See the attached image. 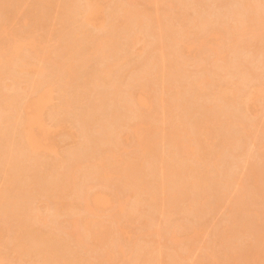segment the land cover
<instances>
[{
	"label": "rangeland",
	"instance_id": "obj_1",
	"mask_svg": "<svg viewBox=\"0 0 264 264\" xmlns=\"http://www.w3.org/2000/svg\"><path fill=\"white\" fill-rule=\"evenodd\" d=\"M47 1L0 0V25L2 24L0 29L3 32L6 28L7 31L6 34L5 32H3L4 34L0 33V35L2 34L0 47L5 46V50L8 51L6 54L9 55L0 57L7 58L4 59L5 61H0L1 264H140L141 261V264H153V260L156 264L159 262L163 264H228L229 259V264H244V260H252L248 261L250 264H264V236L261 237L264 235V0H97L101 9L93 18L99 14L103 18L102 24H99V16L91 23L81 17L85 6L87 7L86 2L89 3L90 0ZM96 3L95 5H97ZM120 6L125 7L123 9ZM126 8L130 10V13ZM139 11L142 12L137 15L135 12ZM123 14H127V16ZM156 14L159 16L157 20H155ZM138 17L142 18L138 19ZM259 17L262 18V21ZM137 22L140 24L138 25ZM120 25L124 26L120 27ZM158 33L161 38L157 36ZM104 35L110 36L108 42H113L108 44ZM134 37H139V40L137 38L136 41L133 40ZM179 38L181 41L178 40ZM31 39H33L31 45H28L27 42L30 43ZM100 39H105L106 45L104 44L105 46L102 47L104 51L95 47L96 44V46L99 45ZM172 40L173 42H171ZM159 41L162 49H160ZM10 44L12 49L17 46L16 52L12 49L8 50ZM185 44H189V47H185ZM44 54H47L49 58ZM3 61L8 66L4 65ZM8 62L11 64L9 65ZM58 62H61L60 66L56 65L59 64ZM65 62L70 64L71 69H69L72 71V77L69 75L70 73L67 74L69 69L68 66H66L67 68L64 66L68 65ZM23 64H27L29 68H25L27 66H23ZM107 66H109V72L104 68L107 69ZM20 68L24 69H21L23 72L20 71ZM8 77L9 79H7ZM41 82H44L43 85ZM45 82L51 84L48 83L47 87H44ZM114 88H117L115 97L112 96ZM41 89L45 90L44 92L47 94L43 93ZM225 89L226 92L231 90V93L224 92ZM37 91L47 96L43 108L40 105L42 111H36V113L41 111L39 115L42 121L39 126L41 128L44 126V132L35 125L39 124L40 119L39 122L35 119L38 123L34 121L32 129L34 128V132L38 130L36 134L42 132V138H38L36 135L40 149L38 148V152L37 150L31 152L25 147L22 132L18 127L23 121H20L22 113H24L21 110L22 106L24 107V104L27 106V99L30 100V95L34 93L33 96H35ZM141 92L144 93L147 100L145 98L142 100ZM2 93L4 94L2 95ZM136 93L142 95L137 96L136 99L142 106L135 104L137 101L133 97ZM220 94H228V97L225 95V97H221ZM247 94L248 96H246ZM8 97L10 98L8 99ZM35 97L31 95V99ZM12 98L14 99L12 100ZM67 98L68 100H66ZM140 100L148 102L144 105ZM61 102L63 103L61 104ZM2 104L7 106L4 108ZM29 110L31 111V109ZM37 116L36 118H39ZM210 116L213 117V121ZM18 118L19 120H17ZM142 121L150 126H147L149 129ZM133 122L134 124L137 122L136 127L142 124L145 128L140 126L134 131L131 129ZM171 122L174 123L170 125ZM191 122H194L193 125L198 126V129H194L197 127L193 126ZM179 125L183 128H180ZM169 129L170 131L174 130L173 133L176 135L174 134L173 137L176 138L182 136L185 131L184 139L189 131L188 136L190 135L189 137L192 138L191 145L193 147L195 145L196 152L191 149L193 147H190L189 143L187 146L186 141L182 140L183 143L180 138V143L176 139L177 143L175 141L172 143L171 138L173 139V137H171L172 133L169 132ZM176 129L183 130H180L181 134H179ZM199 129L202 130L199 132ZM204 130H207L206 135L201 133H205ZM190 131L195 133V136L197 135L198 141L194 140L196 137L191 136ZM168 133L171 134L168 136L170 138L167 137ZM125 134L127 137H124ZM189 137L186 140L190 139ZM205 137L208 139L205 140ZM120 138L123 139L119 140ZM223 139L225 140L223 141ZM150 140L156 143L150 142ZM144 142L150 144L147 145L149 147L144 148ZM188 148L192 151L187 150ZM177 149L180 150V153L182 151L181 155L185 159L181 160L180 156L178 158ZM115 151L120 154L117 155L114 153ZM161 151H163L162 154ZM187 151H190L191 154ZM198 151L200 153H197ZM99 154L101 156L105 154V156L103 155L104 157L101 158ZM109 154L110 157L117 155V160L121 159L120 162L116 161V158L113 160V157L110 160L107 159L106 156L108 157ZM4 155L5 157H3ZM217 155L218 158H213ZM28 156L29 158H27ZM188 156L192 160H199V162L193 161V164L190 161V164L187 163L188 159L191 160L190 157L187 158ZM61 157H65L64 160ZM199 157H202L204 165H201L203 162H200L201 158ZM126 161L129 165L124 173L121 167H124ZM175 162L176 164L181 163V165L185 163L186 167L179 168L180 164L173 166L176 169L184 170V172L183 168L187 169L185 175H187L189 183L183 185L184 189H181V184L188 182V179L186 181L185 177L181 175L183 173L179 170L176 172L174 169L172 170V165ZM212 162L219 165H214ZM205 163L210 164L209 170ZM68 165L69 168L73 166L70 168L72 175L70 172L67 173ZM116 165L117 168L114 170ZM7 167H10L8 169L12 168L11 170L14 172L8 170ZM111 168L115 173L111 174ZM190 168H193L191 169L193 171ZM93 169H96L95 172ZM120 170L121 172H119ZM207 170L210 173L212 171L208 179L206 177L209 173ZM105 171L107 172L104 173ZM165 172L169 175H166ZM171 172H175L180 177L177 178L175 173ZM120 173L122 176L124 174L129 176L127 182L131 176V182L127 183L126 179L122 180L123 177ZM204 173L206 181L202 177ZM104 174L107 178L106 181H104ZM119 174L120 176H118ZM171 174L175 176V179L170 177ZM255 174L259 180L255 178ZM68 175H71L70 179L72 176L76 179L74 178V182L72 179H68L71 184L63 185L64 182L66 183ZM196 175L201 177L202 181L201 178H198L200 181L197 182ZM211 175L214 176V181L211 179ZM189 176L195 178L196 183ZM181 177L185 179L184 182ZM162 178L165 181H161ZM117 179L119 180L117 181ZM255 179L259 182V187ZM4 181L5 183H3ZM171 182L172 184H169ZM254 182L257 186L254 185ZM122 183L123 186H121ZM178 183L180 185H177ZM4 184L6 185L4 186ZM158 184H164V187ZM198 184H202V188ZM70 185H73L71 189ZM256 188H259V191ZM3 189L4 191H2ZM181 190L184 192H180ZM87 192L88 196H85ZM95 192L96 194H94ZM178 192L181 193L179 197L183 196L184 198L177 197ZM97 194L101 195L102 199ZM17 195L24 199L22 200ZM147 195H150L149 198ZM90 196L94 198L93 201L96 200V203L89 199ZM84 197L85 200H88L87 204L84 202ZM3 198L8 203L5 204ZM153 198L159 204L156 201L152 202ZM69 200L71 201L69 202ZM88 202L91 204L89 205ZM95 204L97 205L94 208ZM189 204L192 206L189 207ZM88 205H92L90 208L94 209L90 211ZM127 206L130 207L128 210ZM129 211L131 212L129 213ZM99 218L106 220H102V225L108 223L105 228H109L103 229V225L102 230L106 232L104 235L107 236H103L106 239L102 238L101 241H98L96 235L102 231L92 234V231H96L100 227L98 225H101ZM95 223L97 228L94 229ZM239 225H242L244 231L246 230L244 233L240 230L241 226ZM122 228L126 231L124 232ZM194 228L198 231L194 232ZM34 229L36 233L33 231ZM233 232L234 234H232ZM170 233H176L177 237L173 235L174 238H172ZM190 233H195V235ZM24 234L28 238L32 237L28 239ZM19 235L23 238L18 237ZM94 236L97 239H94ZM107 237H111L112 241H107ZM34 240L35 244H32ZM18 241L21 243V250L18 247L13 248L18 245ZM113 241L115 242L113 243ZM114 244L116 245L114 246ZM254 246L257 247V250L254 249ZM15 249L19 251L17 252ZM251 250L258 253L254 254L253 252L255 255L253 256ZM62 260L64 261L60 262Z\"/></svg>",
	"mask_w": 264,
	"mask_h": 264
},
{
	"label": "bare ground",
	"instance_id": "obj_2",
	"mask_svg": "<svg viewBox=\"0 0 264 264\" xmlns=\"http://www.w3.org/2000/svg\"><path fill=\"white\" fill-rule=\"evenodd\" d=\"M48 1H49V0H48ZM48 1H47V2H48ZM50 1H51V0H50ZM87 1H89V0H87ZM90 1H91V2H90ZM90 1H89V3L86 2L87 7L85 6V10L81 13V14H82L81 17H83V19H84L85 21H87V22L89 21V22L91 23V22H93V21L95 20V18H96V20H97L99 14H98V16L95 17V18H93V16H95V14L97 13V11L101 9V6L98 5L97 0H95L97 3L94 1L97 5H95L94 2L92 3L93 0H90ZM54 2H55V0H54ZM57 3H58V1H57ZM128 3H129V2H128ZM47 4H48V3H47ZM52 4H53V3H52ZM54 4H55V3H54ZM54 4H53V5H54ZM72 4H73V3H72ZM72 4H71V6H73ZM49 5L52 6L51 4H49ZM57 5H58V4H57ZM57 5H56V6H57ZM84 5H85V4H84ZM84 5H83V6H84ZM168 5H169V4H168ZM99 6H100V7H99ZM169 6H170V5H169ZM57 7H58V6H57ZM69 7H70V6H69ZM121 7H122V6H120V8H121ZM124 7H125V6H124ZM124 7H122V8L124 9ZM95 8H96V9H95ZM97 8H98V9H97ZM120 8H119V11H120ZM51 9H52V8H51ZM70 9H71V8H70ZM75 9H77V8H75ZM126 9H127V8H126ZM95 10H96V12H95ZM127 10H128V12L130 13V10H129V9H127ZM135 10L137 11V9H135ZM141 10H142V9H141ZM74 11H75V10H74ZM93 11H94V12H93ZM125 11H126V10H125ZM131 11H132V10H131ZM75 12H76V11H75ZM78 12H79V11H78ZM132 12H133V11H132ZM132 12H131V14H132ZM141 12H142V11H141ZM141 12L139 11V12H135V13H136V14H137V13H138V14H141ZM144 12H146V11L144 10ZM67 14H68V13H67ZM81 14H80V15H81ZM101 14H102V13H101ZM127 14H128V13H127ZM127 14H126V15L123 14V15L127 16ZM138 14H137V15H138ZM165 14H166V13H165ZM106 15H107V14H106ZM145 15H148V14H145ZM150 15H151V14H150ZM153 15H154V14H153ZM153 15H152V16H153ZM133 16H134V15H133ZM156 16H157V14H156ZM50 17H51V16H50ZM52 17H53V16H52ZM68 17H70V16H68ZM74 17H75V16H74ZM77 17H78V15H77ZM107 17H108V16H107ZM129 17H130V16H129ZM150 17H151V16H150ZM150 17H149V18H150ZM154 17H155V16H154ZM255 17H256V16H255ZM141 18H142V17H141ZM141 18L138 17V19H141ZM260 18H261V17H259V19H260ZM93 19H94V20H93ZM98 19H100V20H98V21L100 22L99 24H102L101 22H102V19H103V18L99 16ZM127 19H128V18H127ZM130 19H131V18H130ZM138 19H137V20H138ZM146 19H147V18H146ZM157 19H159V16L155 17V20H157ZM73 20H74V19H73ZM81 20H82V19H81ZM90 20H91V21H90ZM142 20H144V19H142ZM150 20H151V18H150ZM131 21H132V20H131ZM134 21H135V20H134ZM134 21H133V22H134ZM146 21H147V20H146ZM256 21H257V18H256ZM258 21H260V20H258ZM261 21H262V18H261ZM89 22H88V23H89ZM104 22H105V16H104ZM104 22H103V23H104ZM144 22H145V20H144ZM155 22H156V21H155ZM159 22H160V20H159ZM159 22H158V23H159ZM137 23H138V25L140 24L139 22H137ZM156 23H157V22H156ZM121 24H122V23H121ZM123 24H124V23H123ZM160 24H161V23H160ZM257 24H259V23H257ZM1 25H2V24H1ZM1 25H0V27H2ZM125 25H126V24H125ZM262 25H263V22H262ZM262 25H261V26H262ZM53 26H54V25H53ZM122 26H124V25H122ZM122 26L120 25V27H122ZM157 26H158V25H157ZM164 26H165V25H164ZM259 26H260V25H259ZM5 27H6V26H5ZM5 27H4V28H5ZM140 27H141V26H140ZM160 27H161V26H160ZM162 27H163V25H162ZM168 27H169V25H168ZM51 28H52V26H51ZM117 28H118V26H117ZM163 28H164V27H163ZM123 29H124V28H123ZM125 29H126V28H125ZM140 29H141V28H140ZM188 29H189V28H188ZM0 30H1V31H0V33H1V32H2V29H0ZM49 30H50V29H49ZM163 30H164V29H163ZM175 30H176V29H175ZM60 31H61V30H60ZM159 31L161 32L162 30H159ZM3 32H5V34L7 33L6 28H5V30H3ZM3 32H2V33H3ZM48 32H50V31H48ZM48 32H47V33H48ZM160 32H159V33H160ZM164 32H165V31H164ZM53 33H54V32H53ZM109 33H110V32H109ZM134 33H135V32H134ZM159 33L157 34V36H159ZM216 33H217V32H216ZM3 34H4V33H3ZM80 34H81V32H80ZM210 34H211V33H210ZM213 34H214V33H213ZM1 35H2V34H1ZM1 35H0V36H1ZM53 35H54V34H53ZM77 35H78V34H77ZM107 35H108V33H107ZM169 35H171V34H169ZM16 36H17V35H16ZM20 36H21V35H20ZM24 36H25V35H24ZM58 36H59V35H58ZM58 36H57V37H58ZM78 36H79V35H78ZM104 36H106V35H104ZM135 36H136V35H135ZM160 36H161V35H160ZM160 36H159V37H160ZM184 36H185V35H184ZM186 36H187V35H186ZM21 37H23V36H21ZM21 37H19V38H21ZM46 37H47V35H46ZM99 37H100V36H99ZM99 37H97V38L99 39ZM109 37H110V36H109ZM109 37H107V36L104 37V38H106V41H107V42H108V38H109ZM129 37H130V36H129ZM171 37H172V36H171ZM17 38H18V36H17ZM75 38H77V37L75 36ZM97 38H96V39H97ZM101 38H102V37H101ZM114 38H115V37H114ZM136 38H137V37H134L133 40L136 41ZM138 38H139V37H138ZM138 38H137V39H138ZM160 38H161V37H160ZM198 38H199V37H198ZM198 38H197V39H198ZM98 39H97V40H98ZM130 39H131V38H130ZM155 39H156V38H155ZM173 39H174V38H173ZM176 39H177V38H176ZM32 40H33V39H31L30 43H29V41H28L27 44H28V45H31ZM97 40H95V41H97ZM100 40H101V39H100ZM138 40H139V39H138ZM157 40H158V39H157ZM160 40H161V39H160ZM178 40L181 41L180 38H179ZM178 40H177V41H178ZM182 40H183V42H184L185 39L183 38ZM201 40H202V39H200V41H201ZM6 41H8V40H6ZM130 41H131V40H130ZM168 41H169V40H168ZM196 41H197V40H196ZM202 41H203V40H202ZM93 42H94V41H93ZM111 42H113V41H111ZM111 42L109 41L108 44H109V43L111 44ZM171 42H173V40H172ZM96 43H97V42H96ZM100 43H101V44H100ZM102 43H103V44H102ZM176 43H177V42H176ZM181 43H182V42H181ZM187 43H188V42H187ZM98 44H99V45L96 46V45H97V44H96L95 47H97V49H101V50L103 49V51H104V48H102V47H104V46L106 45V44H105V39L101 40ZM104 44H105V45H104ZM154 44H155V43H154ZM163 44H164V43H163ZM167 44H168V43H167ZM170 44H171V43H170ZM172 44H173V43H172ZM1 45H2V44H1ZM157 45H158V44H157ZM157 45H156V47H159V46H160V41H159V46H157ZM161 45H162V44H161ZM165 45H166V44H165ZM183 45H184V44H183ZM6 46H7V44H6ZM56 46H57V45H56ZM93 46H94V45H93ZM162 46H164V45H162ZM187 46L189 47V44H185V47H187ZM1 47H2V46H1ZM1 47H0V49H2V50H1L2 52L0 51V57H3V55H4V56L7 55L6 53H7L8 51L5 50V48H6L5 46L2 47V48H1ZM106 47H107V46H106ZM160 47H161V46H160ZM182 47H184V46H182ZM182 47H181V48H182ZM3 48H4V50H5L6 52L3 50ZM9 48H10V49H8V50L10 51V50L12 49L11 44H10V47H9ZM16 48H17V46H15L12 50H14V51L16 52V50H17ZM90 48H91V47H90ZM92 48H93V47H92ZM15 49H16V50H15ZM61 49H62V48H61ZM64 49H65V48H64ZM108 49H109V48H108ZM110 49H111V48H110ZM157 49H158V48H157ZM160 49H162V47H161ZM182 49H183V48H182ZM42 50H43V49H42ZM89 50H90V49H89ZM92 50H93V49H92ZM94 50H95V49H94ZM179 50L181 51L180 48H179ZM54 51H55V50H54ZM66 51H67V50H66ZM103 51H102V52H103ZM111 51H112V50H111ZM159 51H160V50H159ZM161 51H162V50H161ZM4 52H5V53H4ZM48 52H50V51H48ZM48 52H47V54H49ZM55 52H57V51H55ZM82 52H83V51H82ZM93 52H94V51H93ZM97 52H99V51H97ZM69 53H70V51H69ZM100 53H101V52H100ZM162 53H163V52H162ZM13 54H14V52H13ZM13 54H11V55H13ZM47 54H44V56L47 57V56H48ZM54 54H55V53H54ZM86 54H87V53H86ZM103 54H105V53L103 52ZM1 55H2V56H1ZM160 55H162V54H160ZM7 56H9V55H7ZM39 56H40V55H39ZM162 56H163V55H162ZM10 57H11V56H10ZM42 57H43V53H42ZM43 58H44V57H43ZM48 58H49V56H48ZM48 58H47V59H48ZM52 58H53V56H52ZM52 58H51V59H52ZM83 58H85V57H83ZM159 58H160V57H159ZM162 58H163V57H162ZM4 59H7V58H0V61H2V60H4ZM39 59H40V57H39ZM41 59H42V58H41ZM53 59H54V58H53ZM117 59H118V58H117ZM8 60H9V58H8ZM80 60H81V59H80ZM119 60H120V59H119ZM123 60H124V59H123ZM4 61H5V60H4ZM4 61H3V62H4ZM42 61H43V60H42ZM42 61H41V62H42ZM72 61H73V60H72ZM116 61H117V60H116ZM158 61H159V60H158ZM162 61H163V60H162ZM3 62H2V63H3ZM10 62H11V61H10ZM48 62H50V61H48ZM56 62H57V61H56ZM67 62H69V61H67ZM113 62H115V61H113ZM121 62H122V61H121ZM0 63H1V62H0ZM23 63H25V62H23ZM52 63H53V62H52ZM58 63H59V64H56V65H59V66H60V63H61V62H58ZM65 63H66V62H65ZM5 64H6V62H4V65H5ZM8 64H9V62H8ZM10 64H11V63H10ZM10 64H9V65H10ZM28 64H29V63H28ZM62 64H63V63H62ZM66 64H68V63H66ZM71 64H72V63H71ZM73 64H74V63H73ZM108 64H109V63H108ZM114 64H115V63H114ZM114 64H113V65H114ZM116 64H117V63H116ZM1 65H3V64H1ZM6 65H7V64H6ZM24 65H25V64H23V66H24ZM106 65H107V64H106ZM109 65H110V64H109ZM113 65H112V67H114ZM7 66H8V65H7ZM23 66H21V67H23ZM25 66H27V67H25V68H29L27 64H26ZM29 66L31 67V65H29ZM33 66H34V65H33ZM59 66H58V67H59ZM64 66H65V67L68 66V69H69V68L71 69L70 64H68V65H64ZM162 66H163V64H162ZM34 67H41V66H38V65H37V66H34ZM42 67H43V66H42ZM61 67H62V66H61ZM72 67H73V66H72ZM107 67H108L107 69H106V67H104L105 70H108V69H109V66H107ZM112 67H111V68H112ZM4 68H5V67H4ZM18 68H19V66H18ZM23 68H24V67H23ZM25 68H24V69H25ZM31 68H32V67H31ZM62 68H63V67H62ZM62 68H61V69H62ZM66 68H67V67H66ZM160 68L164 69L163 67H160ZM8 69H9V68H8ZM21 69H22V68H20V71L24 70V69H22V70H21ZM37 69H39V68H37ZM41 69H42V68H41ZM43 69H44V67H43ZM59 69H60V68H59ZM61 69H60V70H61ZM64 69H65V68H64ZM70 69H69L68 72H67L66 69H65V71L67 72V74L70 73L69 75L72 74V71H71ZM102 69H103V68H102ZM3 70H4V69H3ZM9 70H10V69H9ZM27 70H28V69H27ZM103 70H104V69H103ZM103 70H102V71H103ZM17 71H18V69H17ZM36 71H37V70H36ZM62 71H64V70H62ZM70 71H71V72H70ZM7 72H8V71H7ZM22 72H23V71H22ZM40 72H41V71H40ZM58 72H59V71H58ZM60 72H61V71H60ZM73 72H74V71H73ZM105 72H106V71H105ZM107 72H109V70H108ZM110 72H111V70H110ZM158 72L160 73V71H158ZM96 73H98V72H96ZM102 73H103V74H107V73H104V72H102ZM5 74H6V73H5ZM59 74H60V73H59ZM103 74H102V75H103ZM108 74H109V73H108ZM0 75H1V74H0ZM6 75H7V74H6ZM9 75H11V74H9ZM64 75H65V74H64ZM95 75H96V74H95ZM109 75H110V74H109ZM11 76H12V75H11ZM61 76H63V75H61ZM105 76L107 77V75H105ZM9 77H10V76H9ZM9 77H8L7 79H9ZM65 77H66V75H65ZM68 77H69V76H68ZM68 77H67V78H68ZM71 77H72V75H71ZM103 77H104V76H103ZM106 77H105V78H106ZM0 78H1V77H0ZM5 78H6V77H5ZM11 78H12V77H11ZM14 78H15V77H14ZM62 78H63V77H62ZM69 79H70V78H69ZM96 79H97V78H96ZM65 80H67V79H65ZM71 80H72V79H71ZM42 81H43V80H42ZM49 81H51V80H49ZM5 82H7V81L5 80ZM11 82H12V81H11ZM15 82H16V80H15ZM17 82H18V81H17ZM51 82H52V81H51ZM69 82H70V80H69ZM72 82H73V81H72ZM83 82H85V81H83ZM86 82H87V80H86ZM88 82H89V80H88ZM98 82H99V80H98L96 83L98 84ZM13 83H14V82H13ZM41 83H42V82H41ZM43 83H44V82H43ZM43 83H42L41 85H43ZM48 83L51 84L50 82H48ZM48 83L45 82V85H46V86L44 85V87H47V84H48ZM53 83H54V82H53ZM64 83H66V82H64ZM5 84H6V83H5ZM36 84H37V83H36ZM66 84H67V83H66ZM11 85H12V83H11ZM37 85H38V84H37ZM79 85H80V84H79ZM82 85H83V84H82ZM88 85H89V84H88ZM115 85H116V84H115ZM115 85H114V86H115ZM226 85H227V84H226ZM226 85H225V86H226ZM8 86H9V84H8ZM34 86H35V85H34ZM53 86H54V85H53ZM64 86H65V85H64ZM67 86H68V85H67ZM223 86H224V85H223ZM11 87H12V86H11ZM37 87H40V86H37ZM50 87H51V85L49 86V88H50ZM62 87H63V86H62ZM79 87H80V86H79ZM40 88H41V87H40ZM86 88H87V87H86ZM220 88H222V87H220ZM227 88H228V87H227ZM227 88H226V89H227ZM229 88H230V87H229ZM37 89H38V88H37ZM37 89H36V90H37ZM43 89H45V88H43ZM43 89H41V90H43ZM82 89H83V88H82ZM116 89H117V88H116ZM116 89L114 88L115 91L112 92V93H113L112 96H114V94L116 93ZM131 89H132V88H131ZM218 89H219V88H218ZM226 89H225L224 92H226ZM2 90H3V89H2ZM220 90H224V89H220ZM29 91H30V90H29ZM29 91H28V92H29ZM44 91H45V90H43L42 92L45 93ZM47 91H48V90H47ZM128 91H130V90H128ZM132 91H133V90H132ZM217 91H218V90H217ZM38 92H39V93H38ZM42 92H41V94H40V91H37V94L35 95L36 97L33 96L34 93L31 94L32 97H35V98H33V99H31V95H30V100H29V98L27 97V98H28V99H27V106L24 104V107H25V108L22 106L23 104L21 105L22 108H23V109H21V110H22L24 113H22L23 116H22L21 118H20V117H19V118H20V121L23 120V121H22L23 124H22V122H21V125H20V127H18V128H20V131L22 132L21 134L23 135L22 137H23V139H24L23 141L25 142V145H26L25 147H26L29 151H31V152H36V150H37V152H38V148L40 147L39 140L36 138V135H38V138H42V132H39L40 134H39V133L36 134V132H37L38 130H37L36 132H34V131H33L34 128L32 129V127L34 126V124L39 122V119H40L39 124H38V125L35 124V125L39 127V128L37 127L39 130L41 129L40 131H43V132H44V126H42V124H41L42 128L39 126L40 123H41V121H42L41 116L39 115V114H41V113H39V112L42 111V109L40 108V105H41V107L44 105V103H45L44 100H46L45 97H47V96H44V94H42ZM218 92H219V91H218ZM224 92H223V93H224ZM29 93H30V92H29ZM133 93H134V91H133ZM139 93H140V92H139ZM139 93H138V95H137V93H136V95L134 94V96H135V97H133L134 100H136L139 96H142V95L144 94L143 92H141L142 95L139 94ZM216 93H217V92H216ZM220 93H221V92H220ZM226 93H229V94H230V93H231V90L228 91V92H226ZM3 94H4V93H2V95H3ZM38 94H39V95H38ZM45 94H47V92H46ZM128 94H130V93L128 92ZM128 94H125V95H128ZM218 94H219V93H218ZM48 95H49V93H48ZM174 95H176V94H174ZM220 95H221V94H220ZM220 95H219V96H220ZM224 95L228 97V94H222L221 97L224 96ZM249 95H250V94H249ZM132 96H133V94H132ZM137 96H138V97H137ZM225 96H224V97H225ZM229 96H231V95H229ZM246 96H248V94H247ZM12 97H13V96H12ZM114 97H115V96H114ZM129 97H131V94H130ZM216 97H217V96H216ZM224 97H223V99H226V98H224ZM1 98H2V97H1ZM9 98H10V97H8V99H9ZM125 98H126V97H125ZM127 98H128V97H127ZM141 98H142V100H143V98H145V95H143ZM219 98H220V97H219ZM3 99H4V98H3ZM8 99H7V100H8ZM13 99H14V98H12V100H13ZM25 99H26V98H25ZM129 99H130V98H129ZM131 99H132V98H131ZM145 99H146V98H145ZM229 99H230V98H229ZM232 99H233V97H232ZM15 100H16V99H15ZM66 100H68V98H67ZM134 100H133V101H134ZM142 100H140V102H141ZM146 100H147V99H146ZM146 100H144V102H141V103H144V105H145L146 102H148V101H146ZM4 101H6V100L4 99ZM25 101H26V100H25ZM43 101H44V102H43ZM130 101H131V100H130ZM136 101H137V102H135V104H138L139 101H138V100H136ZM170 101L172 102V100H170ZM175 101H176V99H175ZM223 101H224V100H223ZM8 102H13V101H8ZM63 102H64V101H63ZM63 102H61V104H62ZM66 102H67V101H66ZM66 102H65V103H66ZM2 103H5V102L2 101ZM67 103H68V102H67ZM67 103H66V104H67ZM129 103H130V102H129ZM183 103H184V102H183ZM6 104H7V103H6ZM6 104H4V105L2 104V106H4V108H5V107L7 106ZM8 104H10V103H8ZM66 104H64V105H66ZM131 104H132V103H131ZM148 104H149V103H148ZM171 104H172V103H171ZM175 104L177 105V102H175ZM10 105H11V104H10ZM12 105H13V104H12ZM15 105H16V104H15ZM68 105H69V103H68ZM138 105H139V104H138ZM172 105H173V104H172ZM176 105H174V106L176 107ZM8 106H9V105H8ZM139 106H142V105H139ZM139 106H138V107H139ZM10 107H11V106H10ZM26 107H27V108H26ZM60 107H61V106H60ZM133 107H135V106H133ZM169 107H170V106H169ZM169 107H168V108H169ZM181 107H182V106H181ZM7 108H8V107H7ZM7 108H6V109H7ZM20 108H21V107H20ZM42 108H43V107H42ZM62 108H63V106H62ZM62 108H61V109H62ZM128 108H129V107H128ZM135 108H136V107H135ZM166 108H167V107H166ZM166 108H165V109H166ZM170 108H171V107H170ZM183 108H184V107H183ZM26 109H28V110H26ZM29 109H31V111H30ZM65 109H66V108H65ZM136 109H137V108H136ZM209 109H210V108H209ZM4 110H5V109H4ZM21 110H20V112H21ZM24 110H26V111H28V112H26V111H24ZM37 110H41V111H38V112L36 113ZM130 110H132V109L130 108ZM202 110H203V109H202ZM33 111H34V112H33ZM136 111H137V110H136ZM166 111H167V109H166ZM168 111H169V110H168ZM20 112H19V113H20ZM133 112H134V111H133ZM214 112H215V111H214ZM167 113H169V112H167ZM175 113H176V112H175ZM22 114H21V115H22ZM35 114H36V115H35ZM137 114H138V113H137ZM137 114H136V117H137ZM37 115H38V116H37ZM134 115H135V113H134ZM207 115H208V114H207ZM19 116H20V115H19ZM36 116L39 117V118H36ZM175 116H176V115H175ZM213 116H214V115H213ZM172 117H173V116H172ZM210 117H211V116H210ZM214 117H215V116H214ZM19 118H18L17 120H19ZM173 118H174V117H173ZM181 118H182V117H181ZM212 118H213V117H211L210 119H212ZM35 119H37L38 122H37ZM210 119H209V120H210ZM216 119H217V118H216ZM140 120H141V119H140ZM140 120H139V121H140ZM191 120H192V119H191ZM194 120H195V119H194ZM198 120H199V118H198ZM203 120H204V119H203ZM214 120H215V118H214ZM34 121H35V123H34ZM135 121H136V120H135ZM135 121H134V122H135ZM173 121H174V120H173ZM178 121H179V120H178ZM195 121H196V120H195ZM212 121H213V119H212ZM216 121H218V120H216ZM216 121H215V122H216ZM17 122H18V121H17ZM57 122H59V121H57ZM134 122H133V124H132V125H133V128H132V125H131V129H133V130H134V129L136 130L137 127L144 126V125H142V124H139L140 126L137 125V127H136L137 122H136L135 124H134ZM140 122H141V121H140ZM175 122L178 123L177 121H175ZM179 122H180V121H179ZM186 122H187V121H186ZM142 123H144V122L142 121ZM172 123H174V122H171V123H169V124L171 125ZM191 123H192V122H191ZM193 123H194V122H193ZM193 123H192V125H193ZM201 123H202V122H201ZM144 124H145V123H144ZM196 124H198V123H196ZM32 125H33V126H32ZM176 125H177V124H176ZM190 125H191V124H189V126H190ZM192 125H191V126H192ZM204 125H205V124H204ZM128 126H129V125H128ZM134 126H135V127H134ZM145 126H146V128H147L148 125L145 124ZM145 126H144V128H145ZM172 126H175V125H172ZM172 126H170V127H172ZM193 126H195V125H193ZM200 126H201V125H200ZM200 126H199V127H200ZM21 127H22V129H21ZM148 127H150V126H148ZM179 127H180V125H179ZM195 127H197V128H194V129H198V126H195ZM120 128H121V126H120ZM152 128H153V127H152ZM174 128H175V127H174ZM176 128H177V127H176ZM180 128H183V127L181 126ZM200 128H201V127H200ZM116 129H118V128H116ZM147 129H149V128H147ZM147 129H146V131H147ZM172 129H173V128H172ZM203 129H204V127H203ZM206 129H207V128H206ZM135 130H134V131H135ZM143 130H144V129H143ZM156 130H157V129H156ZM166 130H167V129H166ZM180 130H181V129H180ZM180 130L176 129V131H179V134H181V133H180ZM182 130H183V129H182ZM182 130H181V131H182ZM189 130H190V128H189ZM201 130H202V129H199L198 131L200 132ZM122 131H124V130H122ZM137 131H138V130H137ZM176 131H175V132H176ZM186 131H187V130H186ZM193 131H194V130H193ZM204 131H205V133H204V132H201V133H203V134L206 135V131H207V130H204ZM153 132H154V131H153ZM169 132L172 133V136H171V134L169 135V133H168V134H167V137H168V136L173 137V135L175 134V133H173L174 130H173V131H170V129H169ZM187 132H188V134H190L189 131H187ZM187 132H186V133H187ZM190 132H191V131H190ZM194 132H195V131H194ZM33 133L35 134V136H34ZM112 133H113V132H112ZM116 133H117V132H115V134H116ZM120 133H121V132H120ZM164 133H165V132H163V134H164ZM177 133H178V132H177ZM183 133H185V131H184ZM183 133H182V136H179V137H177V138H176V137H173V139L171 138V140L173 141L172 143H174L175 139L178 141V143H180V141H179V138H180L181 141H182V140H184V142L186 141L185 144H186L187 146L190 144L189 146L191 147V146H192L191 143H193L192 138H190V137H189L190 135L188 136V134H187V137H189L190 139L186 140L187 137L184 139V137H183ZM191 133H192V132H191ZM196 133H197V131H196ZM117 134H118V133H117ZM123 134H124V133H123ZM194 134H195V133H192L191 136H193ZM197 134L199 135V133H197ZM43 135H44V134H43ZM145 135H147V134H145ZM164 135H165V134H164ZM175 135H176V134H175ZM175 135H174V136H175ZM201 135H202V134H201ZM120 136H121V135H120ZM125 136H126V134L124 135V137H125ZM162 136H163V135H162ZM177 136H178V135H177ZM194 136H195V135H194ZM194 136H193V137H194ZM196 136H197V135H196ZM196 136H195V137H196ZM208 136H209V134H208ZM116 137H117V136H116ZM126 137H127V136H126ZM143 137H144V136H143ZM147 137H148V136H147ZM147 137H146V138H147ZM150 137H151V136H150ZM150 137H149V138H150ZM164 137H165V136H164ZM167 137H166V138H167ZM206 137H207V136H206ZM206 137H205V140L208 139V138L206 139ZM117 138H119V137H117ZM117 138H115V139H117ZM154 138H155V137H154ZM161 138H162V137H161ZM168 138H170V137H168ZM182 138H183V139H182ZM121 139H123V138H120L119 140H121ZM150 139H151V138H150ZM119 140H118V141H119ZM163 140H164V138H163ZM168 140H169V139H168ZM194 140H197V137L194 138ZM224 140H225V139H223V141H224ZM116 141H117V140H116ZM116 141H114V142H116ZM145 141H146V140H145ZM152 141H153V140H150V142H152ZM187 141H192V142H187ZM197 141H198V140H197ZM228 141H229V140H228ZM228 141H226V142H228ZM120 142H121V141H120ZM146 142H149V141H146ZM153 142H155V141H153ZM163 142H164V141H163ZM182 142H183V141H182ZM184 142H183V143H184ZM206 142H207V141H206ZM22 143H23V142H22ZM83 143H85V142H83ZM83 143H82V144H83ZM155 143H156V142H155ZM170 143H171V142H170ZM175 143H177V142L175 141ZM188 143H189V144H188ZM228 143H229V142H228ZM114 144H115V143H114ZM117 144H118V142H117ZM181 144H182V143H181ZM195 144H196V142H195ZM206 144H207V143H206ZM85 145H87V143H85ZM147 145H150V144H147V143L145 144V142H144V146H145L144 148H146ZM172 145H173V144H172ZM23 146H24V145H23ZM87 146H88V145H87ZM87 146H86V147H87ZM89 146H90V145H89ZM95 146H96V145H95ZM108 146H109V145H108ZM142 146H143V145H142ZM151 146H153V144H151ZM166 146H167V145H166ZM196 146H197V144H196ZM206 146H207V145H206ZM147 147H149V146H147ZM168 147H169V146H168ZM192 147H193V146H192ZM194 147H195V145H194ZM194 147L191 148V149H193V151H195V150H194ZM197 147H198V146H197ZM197 147H196V149H198ZM96 148H97V147H96ZM113 148H114V147H113ZM144 148H143V150H146V149H144ZM185 148H186V146H185ZM207 148H208V146H207ZM27 149H26V150H27ZM39 149H40V148H39ZM93 149H94V148H93ZM100 149H101V148H100ZM148 149H149V148H148ZM182 149H183V148H182ZM191 149L188 148L187 150H191ZM201 149H202V147H201ZM26 150H25V151H26ZM171 150H172V149H171ZM177 150H178V149H177ZM183 150H184V149H183ZM208 150H210V149H208ZM208 150H207V152H208ZM146 151H147V150H146ZM167 151H168V150H167ZM191 151H192V150H191ZM199 151H200V150H199ZM199 151H198L197 153H200ZM110 152H113V151H110ZM110 152H108V153H110ZM119 152H120V151H119ZM178 152H179L178 158H179V156H180V158H181V160H182V158H183L182 155H181V154H182V151H181V153H180V150H178ZM185 152H186V151H185ZM187 152H190V151H187ZM195 152H196V151H195ZM106 153H107V151H106ZM114 153H116L117 155L120 154V153H118L117 151H115ZM162 153H163V151H161V154H162ZM169 153H170V151H169ZM175 153H176V152H175ZM208 153H209V152H208ZM210 153H211V150H210ZM210 153H209V154H210ZM6 154H7V153H6ZM111 154H112V153H111ZM185 154H186V153H185ZM189 154H191V152H190ZM193 154H196V153L193 152ZM211 154H212V153H211ZM217 154H218V153H217ZM0 155H1V154H0ZM2 155H3V154H2ZM94 155H95V154H94ZM103 155L105 156V154H103ZM103 155H102V156H103ZM106 155H107V154H106ZM117 155H112V156L110 157V154H109L108 157L106 156V158L110 160V159H112V157H113V160H114V158H116V161H119V162H120L121 159L117 160V157H116ZM169 155H170V154H169ZM174 155H175V154H174ZM8 156H10V154H8ZM29 156H30V155H29ZM29 156H28L27 158H29ZM34 156H35V154H34ZM40 156H41V155H40ZM68 156H69V155H68ZM102 156L99 154V157L102 158ZM104 156H103V157H104ZM114 156H115V157H114ZM119 156H120V155H119ZM183 156H184V153H183ZM191 156H192V155H191ZM199 156H200V154H199ZM208 156H209V155H208ZM3 157H5V155H4ZM65 157H67V156H65ZM65 157H63V158H65ZM170 157H171V156H170ZM174 157H175V156H174ZM189 157H190V156H188L187 158H189ZM212 157H213V156H212ZM37 158H38V157H37ZM37 158H36V162H37V160H38ZM61 158H62V157H61ZM63 158H62V159H63ZM68 158H69V157H68ZM96 158H97V157H96ZM101 158L99 159V161L101 160ZM118 158H119V157H118ZM171 158H173V157H171ZM187 158H186V161L189 160L187 163H189L190 161H192L193 164H194L195 161L199 162V160H195V159L192 160L191 157H190L191 160H190V159L187 160ZM199 158H201V159H200V160H201L200 162H203V161H202V157H199ZM203 158H204V157H203ZM206 158H207V157H206ZM213 158H215V159L218 158V155H217V157H213ZM5 159H6V158H5ZM66 159H67V158H66ZM73 159H74V158H73ZM183 159H185V157H184ZM215 159H214V160H215ZM3 160H4V159H3ZM11 160H12V158H11ZM11 160L9 159V161H11ZM57 160H58V159H57ZM63 160H64V159H63ZM67 160H68V159H67ZM75 160H77V159H75ZM90 160H91V159H90ZM169 160H170V158H169ZM176 160H177V159H176ZM203 160H204V159H203ZM211 160H212V158H211ZM5 161H6V160H5ZM5 161H4V162H5ZM60 161H62V160H60ZM99 161H98V163L96 162L98 165H99V163H100ZM173 161H174V159H173ZM193 161H194V162H193ZM204 161H206V160H204ZM1 162H2V159H1ZM6 162H7V161H6ZM65 162H66V160H65ZM70 162H71V161H70ZM73 162H74V161H73ZM122 162H123V160H122ZM127 162H128V161L125 162L126 164L123 163V164L126 165V166L124 165L125 168H124L123 166L121 167V169L123 170V172H124V171L126 172V169H127L126 167H128L127 165H129V164H127ZM168 162H169V161H168ZM178 162H179V160H178ZM180 162H181V161H180ZM18 163H19V162H18ZM34 163H35V162H34ZM60 163H61V162H60ZM71 163H72V162H71ZM75 163H76V162H75ZM77 163H78V162H77ZM83 163H84V162H83ZM94 163H95V162H94ZM101 163H102V162H101ZM104 163H105V162H104ZM106 163H107V162H106ZM117 163H118V162H117ZM117 163H116V164H117ZM171 163H172V161H171ZM207 163H208V162H207ZM207 163H205V164L207 165ZM209 163H210V162H209ZM212 163H213V162H212ZM212 163H211V164H212ZM219 163H220V162H219ZM6 164H7V163H6ZM11 164H12V162H11ZM14 164H15V163H14ZM36 164H37V163H36ZM79 164H80V163H79ZM81 164H82V163H81ZM102 164H103V163H102ZM119 164H120V163H119ZM175 164H176V162L174 163V165H172V170L174 169L175 172L178 171V170H179L180 172H182L184 175L181 174V173H178V174H181L183 177H185V179H186V181H187L188 177H186L187 175H185V172L187 173V169L185 168L186 166L184 165L185 163H182V165H181V163H179L180 165L177 163V164L179 165V168H180L181 166H182V167L185 166V167L183 168V169H185V172H184V170H180V169H176V168H174L173 166H175ZM177 164H176V165H177ZM189 164H190V163H189ZM193 164H192V165H193ZM199 164H200V163H199ZM213 164H214V163H213ZM23 165H24V164H23ZM23 165H21V166H23ZM61 165H62V164H61ZM201 165H204V162H203V164L201 163ZM209 165H210V164H209ZM209 165H207V167H206L207 169H208V166H209ZM214 165H219V164L215 163ZM6 166H7V165H6ZM8 166H9V163H8ZM26 166H27V165H26ZM28 166H29V165H28ZM31 166H35V165H31ZM52 166H53V165H52ZM119 166H120V165H119ZM119 166H118V167H119ZM196 166H197V165H196ZM13 167H14V166H13ZM57 167H58V165H57ZM63 167H64V166H63ZM72 167H73V166H72ZM72 167L70 166V168H72ZM83 167H84V166H83ZM97 167H98V166H97ZM131 167H132V166H131ZM134 167H135V166H134ZM169 167L171 168L170 165H169ZM189 167H190V166H189ZM191 167H192V166H191ZM202 167H204V166H202ZM8 168H10V167H7V169H8ZM27 168H28V167H27ZM29 168H30V166H29ZM29 168H28V170H29ZM33 168H34V167H33ZM33 168H31V169H33ZM35 168H36V167H35ZM37 168H38V167H37ZM70 168H69V165H68V172H67V171H65V172L69 173V172L71 171ZM89 168H90V167H89ZM116 168H117V165H116V167L113 168V169L116 170ZM170 168H169V169H170ZM11 169H12V168H11ZM11 169H8V170H11ZM13 169H14V168H13ZM66 169H67V167H66ZM96 169H97V168H96ZM96 169H93L94 172H95ZM113 169H112V168L110 169L111 172L114 171ZM119 169H120V168H119ZM164 169H165V168H164ZM164 169H163V170H164ZM169 169H168V170H169ZM191 169H193V168H190V170H191ZM195 169H196V168H195ZM195 169H194V170H195ZM17 170H18V169H17ZM165 170H166V169H165ZM202 170H204V168H202ZM202 170H201V171H202ZM208 170H209V169H208ZM208 170H207V171H208ZM217 170H218V169H217ZM1 171H3V170H1ZM11 171H12V170H11ZM26 171H27V170H26ZM146 171H147V170H146ZM191 171H193V170H191ZM196 171H198V170H196ZM205 171H206V170H205ZM213 171H214V170H213ZM12 172H14V171H12ZM17 172H18V171H17ZM31 172H33V171L31 170ZM58 172H59V171H58ZM62 172H63V171H62ZM106 172H107V171H105L104 173H106ZM108 172H109V171H108ZM119 172H121V170H120ZM119 172H118V173H119ZM125 172H124V173H125ZM127 172H128L127 174H129V171H127ZM166 172H167V171H166ZM166 172H165V174L167 175L168 173H166ZM175 172H174V173H175ZM194 172H195V171H194ZM198 172H199V171H198ZM208 172H209V171H208ZM3 173H4V172H3ZM59 173L61 174V172H59ZM70 173H71V172H70ZM109 173H110V172H109ZM113 173H115V172H112L111 174H113ZM162 173H163V172H162ZM162 173H161V174H162ZM171 173H172V172H171ZM174 173H172V174H174ZM189 173H190V172L188 171V174H189ZM202 173H203V172H202ZM211 173H212V171H211ZM211 173L209 172V173L207 174V176H206L205 173H204V176H202L203 179L206 178V177H207V179H208V178L210 177L209 174H211ZM213 173H214V172H213ZM111 174H109V175H110V178H112V177H111ZM120 174H121V176H122V173H120ZM120 174H119L118 176H120ZM127 174H126V175H127ZM172 174L170 175V177H174V179H175V176H176L177 178L180 177V175H176V173L174 174L175 176H172ZM195 174H196V173H195ZM14 175H15V174H14ZM30 175H32V174H30ZM64 175L66 176V174H64ZM71 175H72V173H71ZM71 175H70V176H71ZM75 175H76V174H75ZM109 175H107V176H109ZM126 175L124 174V175L122 176L123 178H122V177H121V178H122V180H125V179H126L125 181L127 182V177H129V176H126ZM131 175H132V174H131ZM168 175H169V174H168ZM201 175H202V174H201ZM252 175H253V174H252ZM8 176H9V175H8ZM12 176H13V174H12ZM15 176H16V175H15ZM25 176H26V175H25ZM62 176H63V175H62ZM65 176L63 177V181H64ZM70 176L68 175V176H67L68 178L66 177V178H67L66 183H65V182H64V184L62 183L63 185L66 184V185L68 186V184H71V183H69V181H68V179H70ZM104 176H105V174H104ZM112 176H116V175H112ZM125 176H126V178H124ZM163 176H164V175H163ZM163 176H162V177H163ZM205 176H206V177H205ZM208 176H209V177H208ZM214 176H215V173H214ZM214 176L211 175V177H212L211 179H213ZM9 177H10V176H9ZM132 177H133V176H132ZM183 177H181V178L183 179ZM189 177H192V176H189ZM196 177H197V179H198V178H201V177H198L197 175H196ZM215 177H216V176H215ZM253 177H254V176H253ZM29 178H30V177H29ZM59 178H60V177H59ZM74 178H75V177H74ZM74 178H73V176H72V178H71L73 182L75 181ZM104 178H105L104 181H106V179H107L106 176H105ZM108 178H109V177H108ZM114 178H115V177H114ZM163 178H164V177H163ZM163 178H162V179H163ZM192 178H193V177H192ZM255 178H256L257 180H259V179L257 178L256 174H255ZM259 178H261V177H259ZM262 178H263V176H262ZM32 179H34V177H32ZM71 179H70V180H71ZM75 179H76V178H75ZM128 179H129V181L131 182V180H132V179H131V176H130V178H128ZM130 179H131V180H130ZM182 179H180V180H182ZM185 179H183L182 181L184 182ZM194 179H195V178H193V181H194ZM207 179H204V180L206 181ZM214 179H215V178H214ZM214 179H213V181H214ZM253 179H254V178H253ZM256 179H255V180H256ZM13 180H14V179H13ZM15 180H16V179H15ZM115 180H116V179H115ZM118 180H119V179H117V181H118ZM133 180H134V179H133ZM160 180H161V179H160ZM160 180H159V181H160ZM191 180H192V179H191ZM195 180H196V179H195ZM257 180H256V183L258 182ZM5 181L7 182V180H5ZM5 181H4L3 183H5ZM31 181H33V180H31ZM63 181H62V182H63ZM72 181H70V182H72ZM129 181H128V182H129ZM161 181H165V180L163 179V180H161ZM169 181H170V180H169ZM176 181L178 182L179 180L177 179ZM182 181H181V183H182ZM196 181L198 182V181H200V179H198V180H196ZM196 181H194V183H196ZM201 181H202V178H201ZM34 182H35V181H34ZM67 182H68V183H67ZM128 182H127V183H128ZM153 182H154V181H153ZM157 182H158V181H157ZM135 183H136V182H135ZM146 183H147V182H146ZM160 183H161V182H160ZM163 183H164V182H163ZM185 183H189V179H188V182H184V183L181 184V185H182V186H181V189H184L183 185H185ZM256 183L254 182V185H255ZM29 184L31 185V182H30ZM169 184H172V182L169 183ZM175 184H176V182H175ZM199 184H200V182H199ZM199 184H198V186L201 187L202 184H201V185H199ZM203 184L205 185L206 183H203ZM0 185H1V184H0ZM5 185H6V184H4V186H5ZM8 185H9V184H8ZM39 185H40V184H39ZM134 185H136V184H134ZM137 185H138V183H137ZM154 185H157V184H154ZM158 185H159V184H158ZM160 185H161V184H160ZM160 185H159V186H160ZM163 185H164V184H162L161 186H163ZM177 185H180V183H178ZM191 185H192V184H191ZM196 185H197V184H196ZM225 185H226V183H225ZM1 186H2V185H1ZM23 186H24V185H23ZM37 186H38V185H37ZM51 186H52V185H51ZM67 186H66V187H67ZM71 186H73V185H70V186H69L70 189H71ZM87 186H88V185H87ZM121 186H123V183H122ZM189 186H190V184H189ZM256 186H257V184H256ZM10 187H11V186H10ZM10 187H9V188H10ZM21 187H22V186H21ZM26 187H27V186H26ZM53 187H54V186H53ZM66 187H64V188H66ZM124 187H125V186H124ZM163 187H164V186H163ZM170 187H171V186H170ZM176 187H177V186H176ZM258 187H259V182H258ZM2 188H3V187H2ZM2 188H1V189H2ZM4 188H5V187H4ZM31 188H32V187H31ZM31 188H30V189H31ZM54 188H55V187H54ZM189 188H190V187H189ZM192 188H193V185H192ZM201 188H202V187H201ZM254 188H255V187H254ZM6 189H7V188H6ZM14 189H15V188H14ZM23 189H24V188H23ZM61 189H62V188H61ZM73 189H74V188H73ZM135 189H136V188H135ZM135 189H134V190H135ZM143 189H144V188H143ZM160 189H161V188H160ZM174 189H175V188H174ZM178 189H179V187H178ZM190 189H191V188H190ZM194 189H195V188H194ZM197 189H198V188H197ZM256 189H258V191H259V188H256ZM7 190H8V189H7ZM28 190H29V189H28ZM46 190H47V189H46ZM64 190H65V189H64ZM68 190H69V189H68ZM163 190H164V189H163ZM175 190H176V189H175ZM179 190H180V189H179ZM192 190H193V189H192ZM2 191H4V189H3ZM2 191H1V192H2ZM13 191H14V190H13ZM19 191H20V190H19ZM26 191H27V190H26ZM34 191H35V190H34ZM52 191H53V189H52ZM52 191H51V192H52ZM66 191H67V189H66ZM71 191H72V190H71ZM82 191H83V190H82ZM160 191H161V190H160ZM160 191H159V192H160ZM172 191H173V190H172ZM176 191H178V190H176ZM14 192H15V191H14ZM56 192H57V191H56ZM58 192H59V190H58ZM60 192H61V190H60ZM73 192H74V191H73ZM73 192H72V193H73ZM76 192H77V191H76ZM88 192H89V191H88ZM88 192L85 193L86 195H85V194H84V195H85V196H88ZM156 192H157V191H156ZM173 192H174V191H173ZM180 192H182V190H181ZM180 192H178V196H177V197H179V196L181 195ZM183 192H184V191H183ZM183 192H182V193H183ZM185 192H186V191H185ZM222 192H223V191H222ZM222 192H221V193H222ZM256 192H257V191H256ZM12 193H13V192H12ZM64 193H66V192H64ZM79 193H80V192H79ZM89 193H90V192H89ZM97 193L99 194L100 192H97ZM162 193H163V192H162ZM179 193H180V194H179ZM188 193H189V192H188ZM195 193H196V192H195ZM221 193H220V194H221ZM17 194H18V193H17ZM24 194H25V193H24ZM54 194H55V193H54ZM54 194H53V195H54ZM70 194H71V193H70ZM70 194H69V195H70ZM74 194H76V193H74ZM94 194H96V192H95ZM98 194H97V195H98ZM100 194L102 195V193H100ZM156 194H157V193H156ZM160 194H161V193H160ZM164 194H165V192H164ZM172 194H174V193H172ZM175 194H176V193H175ZM200 194H201V193H200ZM222 194H223V193H222ZM1 195H2V194H1ZM12 195H13V194H12ZM22 195H23V194H22ZM29 195H30V194H29ZM31 195H32V194H31ZM63 195H64V194H63ZM81 195H82V194H81ZM97 195H96V196H97ZM101 195H98V197H100V198L102 199V196H101ZM150 195H151V194H150ZM150 195H147V197L149 198ZM184 195H185V194H184ZM2 196H3V195H2ZM17 196H18V195H17ZM19 196H20V195H19ZM19 196H18V197H19ZM33 196H34V195H33ZM35 196H36V195H35ZM93 196H94V195H93ZM96 196H95V197H96ZM103 196H104V195H103ZM157 196H158V195H157ZM202 196H203V194H202ZM256 196H257V195H256ZM263 196H264V195H263ZM263 196L261 195V197H263ZM11 197H12V196H11ZM14 197H15V196H14ZM14 197H13V198H14ZM57 197H58V196H57ZM65 197H66V196H65ZM79 197H81V196H79ZM91 197H92V196H90L89 199H90L91 201H93L94 198H91ZM153 197H154V196H153ZM161 197H162V196H161ZM182 197H183V196H182ZM182 197H179V198L181 199ZM194 197H195V196H194ZM203 197H204V196H203ZM203 197H202V198H203ZM259 197H260V196H259ZM8 198H9V194H8ZM20 198L22 199L21 196H20ZM20 198H18V200H19ZM33 198H34V197H33ZM33 198H31V199H33ZM87 198H88V197H87ZM148 198H147V199H148ZM151 198H152V195H151ZM155 198H156V197H155ZM155 198H153V201L150 200V199H149V200L152 201V202H154V201H156V200H154ZM162 198H163V197H162ZM183 198H184V197H183ZM23 199H24V198H23ZM23 199H22V200H23ZM83 199H84V202L87 204L86 201H88V200H85V197H84ZM133 199H134V198H133ZM135 199H136V198H135ZM163 199H164V198H163ZM177 199H178V198H177ZM195 199H196V198H195ZM3 200H4V198H3ZM8 200H9V199H8ZM13 200H15V199H13ZM58 200H59V199H58ZM90 200H89V201H90ZM141 200H142V199H141ZM149 200H148V201H149ZM158 200H160V199H158ZM190 200H192V199L190 198ZM196 200H197V199H196ZM6 201H7V199H6ZM16 201H17V200H16ZM19 201H20V200H19ZM70 201H71V200H69V202H70ZM91 201H90V202H91ZM95 201H96V200H94L93 202H95ZM97 201H98V200H97ZM107 201H109V200H107ZM117 201H118V200H117ZM135 201H136V200H135ZM160 201H162V200H160ZM200 201H201V199H200ZM203 201H204V200H203ZM4 202H5V200H4ZM9 202H10V201H9ZM20 202H22V201H20ZM20 202H19V203H20ZM60 202H61V201H60ZM93 202H92V203H93ZM99 202H101V201H99ZM139 202H141V201H139ZM142 202H143V201H142ZM145 202H146V201H145ZM156 202H158V201H156ZM6 203H8V202H5V204H6ZM11 203H12V202H11ZM56 203H58V202H56ZM65 203H66V202H65ZM65 203H62V204H65ZM88 203H89V202H88ZM95 203H96V202H95ZM202 203H203V202H202ZM14 204H16V203H14ZM86 204H85V207L87 208ZM90 204H91V203H89V205H90ZM93 204H94V203H93ZM93 204H92V205H93ZM118 204H119V203H118ZM140 204H141V203H140ZM156 204H157V203H156ZM158 204H159V202H158ZM158 204H157V205H158ZM8 205H9V204H8ZM11 205H12V204H11ZM89 205H88V207H89V209H91L90 211H92V209H94L95 206H96L97 204L94 205V208H90L92 205H91V206H89ZM119 205H121V204H119ZM157 205H156V206H157ZM190 205H191V204H189V207L192 206V205H191V206H190ZM12 206H13V205H12ZM117 206H118V205H117ZM121 206H122V205H121ZM137 206H138V205H137ZM154 206H155V204H154ZM18 207H19V205L17 206V208H18ZM20 207H21V206H20ZM193 207H194V206H193ZM199 207H200V206H199ZM209 207H210V206H209ZM21 208H22V207H21ZM117 208H118V207H117ZM124 208H125V206H124ZM124 208H123V209H124ZM126 208H127V210H128V208H130V207L127 206ZM196 208H197V207H196ZM206 208H207V207H206ZM23 209H24V208H23ZM68 209H69V208H68ZM132 209H133V208H132ZM20 210H21V209H20ZM66 210H67V209H66ZM129 210H130V209H129ZM133 210H134V209H133ZM199 210H200V208H199ZM246 210H247V209H246ZM244 211H245V210H244ZM130 212H131V211H129V213H130ZM133 212H134V211H133ZM133 212H132V213H133ZM136 212H137V211H136ZM2 213H3V212H2ZM60 213H61V212H60ZM111 213H112V212H111ZM120 213H121V212H120ZM247 213H248V212H247ZM255 213L257 214V212H255ZM117 214H118V213H117ZM233 214H234V213H233ZM114 215H116V214H114ZM132 215L139 216V215H137V214H132ZM36 216H37V215H36ZM129 216H131V215H129ZM32 217H34V215H32ZM86 217H87V216H86ZM131 217H132V216H131ZM131 217H130V219H131ZM36 218H37V217H36ZM38 218H39V217H38ZM134 218H135V217H134ZM136 218H137V217H136ZM33 219H35V218H33ZM86 219H88V218H86ZM95 219H96V218H95ZM99 219L101 220V222H100V220H99V222L101 223V225L99 224L98 226H100L101 229L99 230L100 227H98V229H96V231H92V234L96 233L97 231H98V232L102 231V232H100V233H98V234L96 235L97 238L99 239L98 241H101L102 238H103V236L106 237L107 235H104L106 232H105L104 230H102V227H103V225H104L105 223L102 225V220H103V219H102V218H99ZM35 220H36V219H35ZM64 220H65V219H64ZM108 220H109V219H108ZM245 220H246V219H245ZM88 221H89V220H88ZM90 221H91V220H90ZM103 221H106V220H103ZM92 222H93V221H92ZM97 222H98V221H97ZM233 222H234V221H233ZM66 223H67V221H66ZM66 223H65V224H66ZM85 223H86V221H85ZM87 223H88V222H87ZM107 224H108V223H107ZM107 224H106V225H107ZM233 224H234V223H233ZM233 224H232V225H233ZM57 225H58V223H57ZM106 225H104L103 229L105 228ZM93 226H95L94 229L97 228V227H96V223H95V225H93ZM107 226H108V225H107ZM233 226H234V225H233ZM239 226H241V227H240L241 229H240V228H239V229L242 230L243 233H244L246 230L244 231L242 225H239ZM59 227H60V226H59ZM62 227H63V225H62ZM231 227H232V226H231ZM107 228H108V227H106L105 229L107 230ZM124 228H126V227H124ZM124 228H122L123 231H124ZM92 229H93V228H92ZM94 229H93V230H94ZM108 229H109V228H108ZM119 229H120V226H119ZM122 229H121V231H122ZM187 229H188V228H187ZM190 229H191V228H190ZM194 229H195V228H194ZM198 229H199V228H198ZM246 229H247V228H246ZM30 230H31V229H30ZM183 230H184V229H183ZM196 230H197V229H195V230H193V231L195 232ZM230 230H231V229H229V231H230ZM33 231H35V229H34ZM103 231H104V232H103ZM125 231H126V229H125ZM125 231H124V232H125ZM197 231H198V230H197ZM197 231H196V232H197ZM231 231H232V230H231ZM238 231H239V230H238ZM173 232H174V231H173ZM185 232H186V231H185ZM185 232H184V233H185ZM20 233H21V232H20ZM31 233H32V232H31ZM35 233H36V231H35ZM65 233H66V231H65ZM89 233H90V232H89ZM101 233H103V234H101ZM122 233H123V232H122ZM176 233H177V232H176ZM176 233H174V234H171V233H170V234H171L172 236L174 235L175 237H177V236H176V235H177ZM240 233H241V232H240ZM260 233H261V232H260ZM26 234H28L27 231H26ZM37 234H38V232H37ZM37 234H35V235H37ZM175 234H176V235H175ZM190 234H191V233H190ZM190 234H189V235H190ZM192 234L195 235V233H192ZM192 234H191V235H192ZM232 234H234V232H233ZM22 235H23V234H22ZM39 235H40V234H39ZM46 235H47V234H46ZM90 235H91V234H90ZM101 235H102V236H101ZM171 235H170V237H172ZM258 235H259V237H260V234H259V233H258ZM16 236H17V234H16ZM24 236H25V234H24ZM100 236H101V238H100ZM174 236H173L172 238H174ZM187 236H188V234H187ZM263 236H264V235H262L261 237L263 238ZM18 237L23 238V237L20 236V235H19ZM25 237H27V236H25ZM30 237H32V236H30ZM30 237H29V238L27 237V238L30 239ZM36 237H37V236H36ZM48 237H49V236H48ZM48 237H47V239H49ZM259 237H257V238H259ZM0 238H1V237H0ZM16 238H17V237H16ZM43 238H45V237H43ZM95 238H96V237L94 236V239H95ZM97 238H96V239H97ZM107 238H108L107 241H109V240L112 241V240H111V239H112L111 237H110L111 239H110L109 237H107ZM28 239H27V240H28ZM47 239H45V240H47ZM103 239H106V238H103ZM259 239H260V238H259ZM259 239H258V240H259ZM15 240H16V239H15ZM21 240H22V239H21ZM43 240H44V239H43ZM43 240H42V241H43ZM113 240H114V239H113ZM39 241H40V240H39ZM98 241H97V242H98ZM260 241H261V240H260ZM18 242H19V241H18ZM25 242H26V241H25ZM34 242H35V240L32 242V244H35ZM114 242H115V241H113V243H114ZM22 243H23V242H22ZM26 243H27V242H26ZM108 243H109V242H108ZM111 243H112V242H111ZM37 244H38V243H37ZM46 244H47V243H46ZM15 245H16V244H15ZM20 245H21V243L19 242L18 245H17V246H14L13 248H17V247H18V249L21 250V246H20ZM48 245H49V244H48ZM101 245H102V243H101ZM109 245H110V244H109ZM112 245H113V244H112ZM115 245H116V244H114V246H115ZM255 245H256V244H255ZM44 246H45V244H44ZM50 246H52V245H50ZM107 246H108V245H107ZM110 246H111V245H110ZM256 246H257V245H256ZM19 247H20V248H19ZM250 247H251V246H250ZM254 247H255V246H254ZM258 247H260V246H258ZM50 248H51V247H50ZM102 248H103V247H102ZM110 248H111V247H110ZM115 248H116V247H115ZM118 248H119V247H118ZM120 248H121V247H120ZM55 249L57 250V248H55ZM100 249H101V248H100ZM254 249L257 250V247H255ZM261 249H263V248H261ZM15 250H16V249H15ZM44 250H45V249H44ZM51 250H52V249H51ZM104 250H106V249H104ZM111 250H112V249H111ZM16 251L18 252L19 250H16ZM37 251H38V249H37ZM39 251H40V250H39ZM107 251H108V249H107ZM120 251H122V250L120 249ZM259 251H260V250H259ZM51 252H53V251H51ZM248 252H249V251H248ZM248 252H244V253L246 254V253H248ZM253 252H254V254H255V253H258L257 251L255 252L254 250H253V251L251 250V255H253ZM45 253H46V252H45ZM159 253H160V252H159ZM261 253H262V252H261ZM15 254H16V253H15ZM19 254H21V253H19ZM101 254H102V253H101ZM150 254H152V253H150ZM207 254L210 255V253H207ZM245 254H244V255H245ZM53 255H54V254H53ZM57 255H58V253H57ZM108 255H110V254H108ZM108 255H107V256H108ZM211 255H212V254H211ZM42 256H44V255H42ZM66 256H67V255H66ZM104 256H105V255H104ZM172 256H173V255H172ZM245 256H246V255H245ZM249 256H250V255H249ZM253 256H255V255H253ZM56 257H57V256H56ZM108 257H109V256H108ZM141 257H142V256H141ZM156 257H157V256H156ZM159 257H160V256H159ZM161 257H162V259H164L163 256H161ZM173 257H174V256H173ZM209 257H210V256H209ZM212 257H213V256H212ZM214 257H215V256H214ZM247 257H248V256H247ZM0 258H1V257H0ZM45 258H46V257H45ZM242 258H243V257H242ZM72 259H73V258H72ZM214 259H215V258H214ZM243 259H244V258H243ZM246 259H247V258H246ZM3 260H4V259H3ZM59 260H60V259H59ZM149 260H150V259H149ZM152 260H153V258H152ZM158 260H160V259H158ZM211 260H212V258H211ZM232 260H233V258H232ZM232 260H231V262H233ZM1 261H2V260L0 259V264H1ZM4 261H5V260H4ZM63 261H64V260H62V261H60V262H63ZM81 261H82V260H81ZM154 261H155V260H153V264H156V263H154ZM160 261H161V260H160ZM162 261H163V260H162ZM172 261H173V260H172ZM248 261L250 262V261H252V260H248ZM248 261H247V260H244V262H245L244 264H246V263L248 264V263H249ZM47 262H48V261H47ZM66 262H67V261H66ZM156 262H157V261H156ZM214 262H215V261H214ZM216 262H217V261H216ZM229 262H230V259H229ZM229 262H228V264H229ZM141 263H142V261H141ZM141 263H140V264H141ZM151 263H152V262H151ZM159 263H162V262H159ZM159 263H158V264H159ZM175 263H176V262H175ZM224 263H225V262H224ZM239 263H240V262H239ZM251 263H252V262H251ZM162 264H163V263H162ZM165 264H166V263H165ZM249 264H250V263H249Z\"/></svg>",
	"mask_w": 264,
	"mask_h": 264
}]
</instances>
